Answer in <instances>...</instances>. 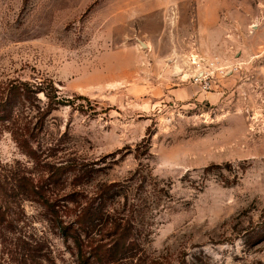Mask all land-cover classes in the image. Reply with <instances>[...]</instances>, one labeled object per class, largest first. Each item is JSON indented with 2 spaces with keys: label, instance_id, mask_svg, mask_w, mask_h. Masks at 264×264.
<instances>
[{
  "label": "rangeland",
  "instance_id": "1",
  "mask_svg": "<svg viewBox=\"0 0 264 264\" xmlns=\"http://www.w3.org/2000/svg\"><path fill=\"white\" fill-rule=\"evenodd\" d=\"M20 83L0 264H78L112 183L88 264H264V0H0V98Z\"/></svg>",
  "mask_w": 264,
  "mask_h": 264
},
{
  "label": "trees",
  "instance_id": "2",
  "mask_svg": "<svg viewBox=\"0 0 264 264\" xmlns=\"http://www.w3.org/2000/svg\"><path fill=\"white\" fill-rule=\"evenodd\" d=\"M26 85L20 83V86H9L7 88V94L0 98V108L2 114H6L5 120L10 122L13 118V110L15 105L20 101V95H15L19 93V90L22 89V92L25 90ZM12 94V95H11ZM14 94V95H13ZM43 111V110H42ZM42 111L40 112L41 116L43 115ZM4 116V117H5ZM13 134V133H12ZM19 142V139L17 140ZM21 145V143H19ZM60 170V168L56 169V172ZM58 174L55 173V176ZM163 189H160L157 191L158 193L162 192ZM121 192V189L118 185L112 183V184H101L99 187H95V190L93 191V197L96 199L95 201L88 202L85 205H83L79 210H77L74 213V220L72 221L71 225L74 224V227H72L71 232L69 234V237L72 239L75 248H76V257L78 264H88L86 261V257L84 252L81 248V240L80 236L81 234H86L85 232H88L89 229L93 226L95 221H99L101 219V212L103 211V208L105 205L109 202H112L115 197L119 196ZM70 228L68 226H65L63 228V231H66ZM114 235H119V232L117 230V227L114 226L113 228ZM116 237V236H115ZM116 244V243H115ZM114 244V245H115ZM97 247H102V245H97ZM111 247V246H110ZM116 249V248H115ZM91 253V252H90ZM115 253V251H114ZM93 255V254H92Z\"/></svg>",
  "mask_w": 264,
  "mask_h": 264
},
{
  "label": "bare ground",
  "instance_id": "3",
  "mask_svg": "<svg viewBox=\"0 0 264 264\" xmlns=\"http://www.w3.org/2000/svg\"><path fill=\"white\" fill-rule=\"evenodd\" d=\"M144 46H145V47H147V45H146V44H144ZM191 59H192V58H191ZM191 63H193V61H192V60H191ZM178 72H179V71H178ZM185 74H186V73H185ZM183 77H186V75H184ZM183 77H182V78H183Z\"/></svg>",
  "mask_w": 264,
  "mask_h": 264
},
{
  "label": "water",
  "instance_id": "4",
  "mask_svg": "<svg viewBox=\"0 0 264 264\" xmlns=\"http://www.w3.org/2000/svg\"><path fill=\"white\" fill-rule=\"evenodd\" d=\"M142 45H143V47H145L144 44H142Z\"/></svg>",
  "mask_w": 264,
  "mask_h": 264
}]
</instances>
